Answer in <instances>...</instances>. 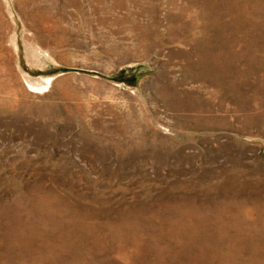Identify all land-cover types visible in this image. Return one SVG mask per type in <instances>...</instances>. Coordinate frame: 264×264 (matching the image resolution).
Segmentation results:
<instances>
[{"label": "rangeland", "instance_id": "obj_1", "mask_svg": "<svg viewBox=\"0 0 264 264\" xmlns=\"http://www.w3.org/2000/svg\"><path fill=\"white\" fill-rule=\"evenodd\" d=\"M0 264H264V0H0Z\"/></svg>", "mask_w": 264, "mask_h": 264}]
</instances>
